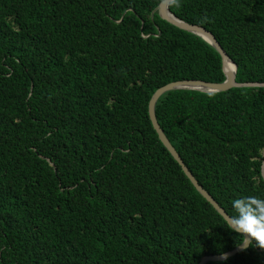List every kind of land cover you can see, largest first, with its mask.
Segmentation results:
<instances>
[{
    "label": "trees",
    "instance_id": "1",
    "mask_svg": "<svg viewBox=\"0 0 264 264\" xmlns=\"http://www.w3.org/2000/svg\"><path fill=\"white\" fill-rule=\"evenodd\" d=\"M161 1L0 0V264H199L244 241L151 121L159 87L226 78L213 44L153 13ZM170 8L215 34L238 81L264 82V0ZM156 115L230 215L264 197V86L170 90ZM206 264H264V248Z\"/></svg>",
    "mask_w": 264,
    "mask_h": 264
},
{
    "label": "water",
    "instance_id": "2",
    "mask_svg": "<svg viewBox=\"0 0 264 264\" xmlns=\"http://www.w3.org/2000/svg\"><path fill=\"white\" fill-rule=\"evenodd\" d=\"M173 0H162L159 5L153 10V13L155 11H158L160 16L163 19H166L167 21L173 23L174 25L191 31L193 33H196L203 38H205L207 41H209L211 44H213L216 49L221 53L222 55V61H223V70L225 72L226 78L223 81L216 82V81H207L203 79H181V80H175L166 83L165 85L159 87L155 90L153 93L150 102H149V114L151 121L153 123L154 128L156 129L160 140L164 143V145L169 149V151L172 153V155L175 157V159L181 164L184 172L187 174V176L190 178L194 186L197 188V190L208 200L210 201L213 206L220 212V208H223L226 212L227 210L214 198V196L199 182V180L196 178L194 173L190 170V168L186 165L184 159L182 158L181 154L178 152V150L175 148V146L172 144L170 139L168 138L167 134L165 133L164 129L161 127L157 115H156V104L158 99L161 97L162 94H164L167 91L185 88V89H197L201 91H208V92H216V91H224L232 87H242V86H264V82L262 81H238L237 80V64L234 61V59L227 53V51L223 48L215 34L206 28L203 25L197 24V23H190L179 16H177L170 8V3ZM230 63L234 64L235 68H230ZM262 174L264 177V163L262 166ZM217 205L219 207H217ZM223 215V213H221ZM224 217V215H223ZM225 218V217H224ZM244 242V241H243ZM242 242V243H243ZM248 245H238L235 248L228 250L223 253H228V257L236 254L237 252L243 250L244 248L248 247ZM223 253H215V254H205L202 256L199 264H206L208 261H216V260H224L222 259ZM227 257V258H228Z\"/></svg>",
    "mask_w": 264,
    "mask_h": 264
},
{
    "label": "clouds",
    "instance_id": "3",
    "mask_svg": "<svg viewBox=\"0 0 264 264\" xmlns=\"http://www.w3.org/2000/svg\"><path fill=\"white\" fill-rule=\"evenodd\" d=\"M231 206L234 210L232 215L223 208L219 210L223 213L231 231L245 238L244 242L239 245L254 242L257 246L264 248V197L236 198ZM227 257L228 253L222 254V259L226 260Z\"/></svg>",
    "mask_w": 264,
    "mask_h": 264
},
{
    "label": "bare ground",
    "instance_id": "4",
    "mask_svg": "<svg viewBox=\"0 0 264 264\" xmlns=\"http://www.w3.org/2000/svg\"><path fill=\"white\" fill-rule=\"evenodd\" d=\"M229 65H230V68H232V69L235 68L234 64L230 63Z\"/></svg>",
    "mask_w": 264,
    "mask_h": 264
}]
</instances>
